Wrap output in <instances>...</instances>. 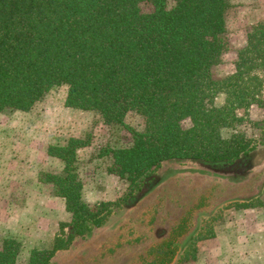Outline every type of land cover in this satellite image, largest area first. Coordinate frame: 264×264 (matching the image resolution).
<instances>
[{
    "label": "trees",
    "instance_id": "obj_1",
    "mask_svg": "<svg viewBox=\"0 0 264 264\" xmlns=\"http://www.w3.org/2000/svg\"><path fill=\"white\" fill-rule=\"evenodd\" d=\"M232 7V0H0V114L28 113L66 87V107L129 134L128 145L107 143L96 157H108L107 172L137 191L169 160L233 164L255 149L248 112L264 111V17L248 31L234 73L217 76ZM130 113L140 127L127 123ZM91 144L87 135L50 145L63 168L39 174L80 235L111 214L112 203L85 197L79 155ZM22 249L5 239L0 264H18ZM59 249L67 247L33 250L29 264H48Z\"/></svg>",
    "mask_w": 264,
    "mask_h": 264
},
{
    "label": "rangeland",
    "instance_id": "obj_2",
    "mask_svg": "<svg viewBox=\"0 0 264 264\" xmlns=\"http://www.w3.org/2000/svg\"><path fill=\"white\" fill-rule=\"evenodd\" d=\"M232 3L229 49L215 69L221 77L234 73L248 31L264 17V0ZM66 89L53 90L28 113L0 114V245L5 239L22 242L18 264H29L33 250L52 252L59 242L67 249L57 250L48 264H264V243L248 239V245H229L225 240L264 235V224L255 225L258 219L264 222V216L256 218L264 215L261 108L253 106L248 112L255 140L249 155L233 164L169 160L137 191L107 172L108 157H96L107 143L128 145L129 134L105 126L88 110L66 107ZM127 123L138 128L142 119L130 113ZM228 134L224 131L225 137ZM87 135L92 148L79 155L85 197L91 204L112 205L102 227L80 235L71 227L64 200L39 182V174L63 168L49 157L50 145ZM242 206L249 210L246 219L237 211ZM228 222L236 227L226 228ZM247 222L252 225L241 226Z\"/></svg>",
    "mask_w": 264,
    "mask_h": 264
},
{
    "label": "crops",
    "instance_id": "obj_3",
    "mask_svg": "<svg viewBox=\"0 0 264 264\" xmlns=\"http://www.w3.org/2000/svg\"><path fill=\"white\" fill-rule=\"evenodd\" d=\"M240 210H237V211H240L239 213H243V219H246V217L247 216H245V214L244 213H248L249 212V210L248 209H244V206H242V207H240L239 208ZM262 216H264V215H262V214H259L258 215V217H256V218H262ZM243 219H242V223L244 222L243 221ZM263 221V220H262ZM261 221V219H258L257 221H256V223H255V225H257V226H259V225H262V224H264V222H262ZM242 223H239V224H242ZM249 225H252V223L251 222H247V223H245L244 225H241V226H249ZM71 227H73V225H71ZM236 227V224H235V222H228L227 223V225H226V228H228V229H230V228H235ZM74 228V227H73ZM220 235L221 234H219V233H217V235L214 237L216 240H218L219 239V237H220ZM246 238V239H245ZM245 238H243V239H241V238H238V237H232V238H230L229 236L228 237H226L225 238V240H226V243L227 244H229V245H234L235 244V242H238V243H240V244H246V245H248V244H250V242L248 241V239H250V240H252V239H256L257 240V242L255 241H253L252 243H255V244H260L258 241H260V242H262V243H264V235L262 234L261 236L260 235H254V234H248V237H245ZM244 242V243H243ZM247 248H248V246H247Z\"/></svg>",
    "mask_w": 264,
    "mask_h": 264
}]
</instances>
